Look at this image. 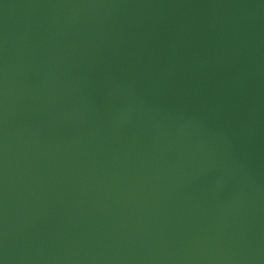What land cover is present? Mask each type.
<instances>
[{"label":"water","instance_id":"water-1","mask_svg":"<svg viewBox=\"0 0 264 264\" xmlns=\"http://www.w3.org/2000/svg\"><path fill=\"white\" fill-rule=\"evenodd\" d=\"M0 264H264V0H0Z\"/></svg>","mask_w":264,"mask_h":264}]
</instances>
